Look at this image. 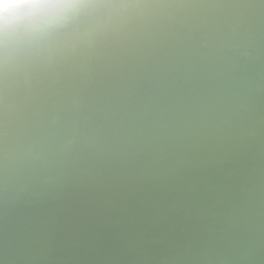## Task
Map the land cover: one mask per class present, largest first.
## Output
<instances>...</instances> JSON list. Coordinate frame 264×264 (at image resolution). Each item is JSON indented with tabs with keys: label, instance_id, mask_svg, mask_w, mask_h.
I'll use <instances>...</instances> for the list:
<instances>
[{
	"label": "clouds",
	"instance_id": "obj_1",
	"mask_svg": "<svg viewBox=\"0 0 264 264\" xmlns=\"http://www.w3.org/2000/svg\"><path fill=\"white\" fill-rule=\"evenodd\" d=\"M0 264H264V0H0Z\"/></svg>",
	"mask_w": 264,
	"mask_h": 264
}]
</instances>
